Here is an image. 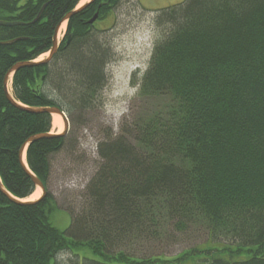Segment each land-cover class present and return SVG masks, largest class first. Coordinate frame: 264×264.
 I'll return each mask as SVG.
<instances>
[{
    "label": "trees",
    "instance_id": "obj_1",
    "mask_svg": "<svg viewBox=\"0 0 264 264\" xmlns=\"http://www.w3.org/2000/svg\"><path fill=\"white\" fill-rule=\"evenodd\" d=\"M122 1L95 0L72 16L50 63L14 72V99L29 108L58 106L72 117L90 108L112 56L97 25ZM80 2L0 0V20L23 23L0 26V177L21 199L35 184L20 149L52 130V116L10 103L4 79L18 62L51 49L58 24ZM154 22L159 35L139 94L166 102L138 119L129 136L100 141L99 164L82 194L88 205L72 212L67 230L53 224L58 204L49 190L29 204L0 191V264H264V0H185L158 10ZM57 60L62 72L50 75ZM65 145L66 136H57L27 148L28 167L47 189L52 156ZM199 221L208 240L174 257L116 249L131 237ZM60 253L72 260L60 263Z\"/></svg>",
    "mask_w": 264,
    "mask_h": 264
},
{
    "label": "rangeland",
    "instance_id": "obj_2",
    "mask_svg": "<svg viewBox=\"0 0 264 264\" xmlns=\"http://www.w3.org/2000/svg\"><path fill=\"white\" fill-rule=\"evenodd\" d=\"M89 0L81 2L83 5ZM183 0H123L121 7L105 21L98 22L100 39L107 41L112 56L106 64L108 81L95 95L93 105L88 109H79L69 120L66 145L52 156V173L47 182L48 190L55 197L58 208L53 213V224L65 231L71 225L72 212L82 211L88 205L82 198L90 178L99 164L98 145L109 134L129 136L134 124L146 117L152 109L165 103L159 98H142L139 94L143 73L147 70L154 44L159 35L154 18L158 9L180 3ZM150 10V11H149ZM63 26V25H62ZM60 28L58 42L67 32V23ZM49 54H43L39 61ZM61 61L52 66L50 75L62 72ZM53 73V74H54ZM56 74L57 80H62ZM70 79L72 77H69ZM65 81L68 87L72 82ZM10 87H12L10 81ZM134 94L130 95L132 90ZM127 111H124V109ZM122 113L121 115H118ZM134 121V122H133ZM133 123V124H132ZM64 123L53 126L52 133H62ZM41 190H35L27 200L38 199ZM75 215V214H74ZM73 215V216H74ZM170 225V224H169ZM209 234L204 223L199 221L183 230L172 229L167 235L131 237L116 249H123L131 255L147 257L165 255L174 257L183 251L200 247L208 240ZM228 243L229 238H219ZM72 254L60 253V263L72 260Z\"/></svg>",
    "mask_w": 264,
    "mask_h": 264
},
{
    "label": "water",
    "instance_id": "obj_3",
    "mask_svg": "<svg viewBox=\"0 0 264 264\" xmlns=\"http://www.w3.org/2000/svg\"><path fill=\"white\" fill-rule=\"evenodd\" d=\"M95 0H89L86 3H84L82 6L77 7L76 9L68 12L63 19L60 21V23L58 24L55 33H54V37H53V42H52V47L51 50L49 51V55L41 60V61H26V62H18L17 64H15L6 74L5 79H4V84H5V91H6V96L8 98V100L10 101V103H12L13 105L17 106V107H21L24 110L30 111V112H34V113H39V112H45V113H49V114H57L59 115L63 122H64V131L60 134H53V133H38V134H34L32 136H30L26 142L22 145L21 149H20V161L22 163V166L24 168V170L26 171V173L28 174V176L32 179L33 183L35 184L36 189H40L41 190V195L38 199L34 200V201H27V200H23L20 199L18 197L13 196L3 185L2 179L0 178V191L6 195L11 201L17 203V204H29V203H35L41 199H43L46 194H47V189H46V185L43 183V181L37 177L28 167V165L26 164V161H24V154H26V148H28V146L38 140V139H42V138H50V137H57V136H65L68 133V128H69V121H68V117L66 116L65 112L60 109L58 106H51V107H38V108H29V107H24L20 106V103L18 101H16L10 91L8 90V81L10 79V76L12 75V73L16 72L19 68L24 67V66H32V65H36V64H45V63H50L54 56L56 55L58 48H59V42H58V33L59 30L61 28V26L68 22L70 20V18L72 16H74L76 13L80 12L82 9H84L85 7H87L89 4H91L92 2H94ZM38 18V17H37ZM98 18V12L95 13V15L89 20V23H94ZM19 24H23L21 22H16V21H3L0 20V26H15V25H19ZM71 39V36L68 37V41L69 42ZM16 40L18 39H14V40H10L7 42H1V44H12L14 43Z\"/></svg>",
    "mask_w": 264,
    "mask_h": 264
},
{
    "label": "bare ground",
    "instance_id": "obj_4",
    "mask_svg": "<svg viewBox=\"0 0 264 264\" xmlns=\"http://www.w3.org/2000/svg\"><path fill=\"white\" fill-rule=\"evenodd\" d=\"M84 1H86V0H82V3L84 2ZM74 10V9H73ZM95 23V22H94ZM63 26H64V24H63ZM62 26V27H63ZM9 87H10V84H9ZM83 97V96H82ZM21 104L22 103H20V106H21ZM22 106H24V105H22ZM17 107V106H16ZM25 107V106H24ZM19 108H21V107H19ZM52 124H53V126L55 125V126H59V124H61V117L59 116V115H57V114H54L53 116H52Z\"/></svg>",
    "mask_w": 264,
    "mask_h": 264
},
{
    "label": "clouds",
    "instance_id": "obj_5",
    "mask_svg": "<svg viewBox=\"0 0 264 264\" xmlns=\"http://www.w3.org/2000/svg\"><path fill=\"white\" fill-rule=\"evenodd\" d=\"M135 90L133 89L132 92L130 93V95L134 94ZM124 111H127V109L125 108ZM122 113H119L118 115H121Z\"/></svg>",
    "mask_w": 264,
    "mask_h": 264
},
{
    "label": "crops",
    "instance_id": "obj_6",
    "mask_svg": "<svg viewBox=\"0 0 264 264\" xmlns=\"http://www.w3.org/2000/svg\"><path fill=\"white\" fill-rule=\"evenodd\" d=\"M141 2H142V0H141Z\"/></svg>",
    "mask_w": 264,
    "mask_h": 264
}]
</instances>
